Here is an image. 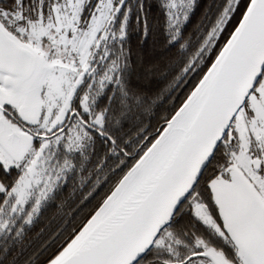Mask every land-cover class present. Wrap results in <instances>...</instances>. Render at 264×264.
Returning <instances> with one entry per match:
<instances>
[{"label":"snow or ice","instance_id":"obj_1","mask_svg":"<svg viewBox=\"0 0 264 264\" xmlns=\"http://www.w3.org/2000/svg\"><path fill=\"white\" fill-rule=\"evenodd\" d=\"M0 264H264V0H0Z\"/></svg>","mask_w":264,"mask_h":264}]
</instances>
